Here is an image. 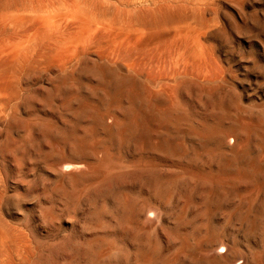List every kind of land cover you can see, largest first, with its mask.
<instances>
[{
    "label": "bare ground",
    "instance_id": "6f19581e",
    "mask_svg": "<svg viewBox=\"0 0 264 264\" xmlns=\"http://www.w3.org/2000/svg\"><path fill=\"white\" fill-rule=\"evenodd\" d=\"M197 1L198 0H0V96L2 94H5V93L7 94V92L11 88L15 87V85H13V84L21 76H23L22 78H24V76H25L24 74L28 73L30 70H32L35 67H36V69L39 67L44 72L46 69H48V71L49 70H51L53 72L56 71L55 72L56 73V75H55L56 81L54 82V84L56 82L58 84H57V87L54 88V90L56 88H59L62 90L61 92H63L64 100L60 98L61 100H63L62 102L61 101L60 102L63 103L61 105H63L64 107L63 108L61 107V108L64 110L66 107L67 109L70 108L69 110H71V112L68 110L70 113L67 112V114H66V115L70 114L68 116L69 118L67 116L63 117L64 116L63 112H62L63 110L61 111L62 112L61 115L63 117V120L65 121L67 118L68 119L65 122H67L69 120V122H68L69 130L68 131L71 132V134H72V131H74V134H75V133H77V132H75V130H77L79 128V126H81V127L83 126L81 128V130L80 129L78 130V132L80 131V133H81V137H78L79 136L78 133L76 134L77 138H73V137H71V135H68L67 134L68 131H66L68 128H66V130H63V134L65 131V132H67L66 133L67 135L61 134L60 137H58V136H57V138L55 137L56 139L59 138V140H57V141L60 143L61 146L59 145L58 142H56V143H58L57 146L58 145L60 146L59 149H61L65 146V148L68 149V151H69V152L67 151L68 154L59 153L58 156H55V155H57L56 152H54V155H53V152H51V150L49 152L51 155L55 156L54 157L55 163H54V161H53L54 164L51 163L52 166L50 167V170L48 172V178L50 177V179L53 182L59 183V184H57L56 188H59V187L62 188L63 185L60 186V183L65 182V183L76 185L82 180H86V179L88 180L91 178L90 173H89L90 171H88V168L85 169L81 165H79L75 162V161H82L85 158L84 156H87L86 154L88 153L87 151L89 150V148H87L86 149L87 151H86L84 149V145H86V146L87 145L89 146L90 144L91 145H97L98 147H102L103 149L106 147V145H119V146L124 147V149H126L125 147L127 145V148L129 146H131V147L133 146L134 149H136L138 151L147 150V152H148V150H150L151 154H152V151H154V154H155V152H157L158 154H162V155H166V156H172V155L176 154L179 150L187 149V151H188L187 152L188 153L187 158L188 159L187 160L185 159L186 162L184 164V166L187 167V169H188V170H186V174L188 175L187 177H190L191 179H194V180L196 179L198 181L197 182L198 185L203 186L204 190L202 189L203 191L201 190V192H199L200 190L198 191V189L197 190L195 189V192L193 193V188H194L193 185L190 184V186H189L187 184L188 191H186V189H185V191L187 193V196L185 195L186 196L185 202L189 203L190 200H192L191 199L192 195H194L196 193V191H197V193H200L197 195V197H199L201 194H203V192L205 193L204 195L199 197V201H196L197 203L199 202V205L197 203H196V205L194 204L195 208L197 210H195V209L193 210L194 207H192L191 204H190V206H188L190 208L192 207L193 211H196L197 219L199 216L203 217V221H202L203 223L200 220L197 221V222H200L198 224L199 226L205 225V227L203 229L206 228V224H204V220H206L207 217H209V214L211 213V216L214 215L213 212H216L214 210H217L218 208H222L224 205H226L225 200H227V197L231 193L229 195H227V194L222 195L223 190L222 191L220 190L218 192V188L221 185H222L221 188L223 186L225 188V184L223 183V180L225 178H228V176L232 177V179L235 178V179L242 181L243 184L240 182L242 185L245 184L244 182L248 183V186L250 185L253 188L252 190L248 189L250 193H251V191L253 193V190H254V193H255V191H258V192L263 193V195H264V130H263V132L261 131V128L263 127L262 125H264V123H262V125H260L261 127L258 128L259 119H258V121L255 122V120L252 121V119H249L248 117H242V115L240 114L242 112H240L239 113L240 115H238L237 111H235V110H240L241 107L238 105V103L235 99L236 95H234V98H233V97H231L230 93H229L230 95L228 94L229 95L228 96L227 93L223 94L221 91H219V92L214 91L215 86L213 87V85H214L213 83H215V81L221 80V77L224 78L223 75H226V74L220 73L222 75L221 76L219 74L220 69H222V67L219 68V66H220L219 64L214 65L215 68L218 67L217 69H213L214 68V66H213V68H211V69H213L214 71L210 70V67H212V66L211 65L209 66V64L213 60H216L215 57L218 55L213 57L214 58L213 60H212L211 56H214V54L217 53V51H216L217 49L216 50L214 49L215 51L210 50L211 52L214 51V54L211 56H207V54H206L207 51H205V50L208 49L209 47H211V45L214 43H211L210 41L207 42L210 44V46L205 49L201 45L203 43L206 45L207 43H205L204 41H203V43H201L202 42V40H201L200 41L201 45L199 44L200 45L199 46L198 45V43H199L198 42V36L199 35L197 36V34H196V32L200 30V29H197L199 27H197L196 28L197 31H195V29H193L195 26L192 23L190 24V26L192 25L191 28L188 27V24H185L186 22H188V20L195 19V18L191 17L192 14H193V16L195 15V17H197L196 13L199 14L198 13L199 12V9H198L199 5L195 4ZM202 12H204V10H202ZM200 14H202V13H200ZM189 16L191 17V19H189L190 18ZM200 16H202V15H200ZM29 17L34 18L33 20L35 21L33 24L34 25V29H33L34 31L31 29L33 31V32L31 31L32 34H30L31 32L29 31L30 32L29 35L24 36V38H22V40H20V41H17V42L7 41L6 40V37H8L7 35L9 34L10 31H13V29L9 30L10 25L12 24V25L16 26V25L21 24V23H23V25H24L25 22H28V23H25L26 24L25 26H27L28 24L30 25V22L33 23V21ZM243 19H245V18H243ZM27 20H31V21H27ZM196 20L197 19L193 20L194 23L197 22L196 26H200L198 23L203 22L200 17H199V21H196ZM203 20L205 21L204 18H203ZM209 21H212V20H209ZM184 24H185V27H184ZM204 24L201 26H204ZM23 25H22V28H23ZM29 25H28V27H29ZM133 25H135V26L139 25L137 27H140L144 31V32H142V30H140L138 28L140 30L141 35H142V33H145V34L140 36L139 30ZM236 25L237 24H235V26ZM131 26L136 29V30H134V32H132L133 34L128 33L129 31L128 32L125 31L126 28H129ZM262 26H264V24ZM31 27H32V25H31ZM205 27H207V25L202 27V29L204 30ZM14 28L16 30L17 26ZM134 28H132V29H134ZM235 29H236V27H235ZM15 30H14V32H15ZM203 30L199 31L200 35L204 34V32L201 33V31H203ZM18 31H19V29H18ZM18 31H17V33L19 35L18 37H20L21 33ZM14 32H12V33L15 34ZM130 32H131V30H130ZM136 32H138L137 33L138 35H136ZM218 32L215 33V35L216 34L219 35ZM12 33H11V35H13ZM26 34H28V32L25 33V35ZM222 34H220L219 36H221ZM12 37H15V36H12ZM202 38H203V36H202ZM220 38H222V37H220ZM10 39H11V37H10ZM199 39H200V36H199ZM15 40H16V38H15ZM221 40H224V38ZM88 41L90 43H89V46L86 45L87 49L90 48V49H93V51H94V46H97V48H98V46L99 47L100 46L106 47V45H107V48H109V47L111 48L113 46L116 47L117 44L118 45H117L116 49L115 48H113V49L109 48V50L114 51V53H108L109 57H108L107 51H105L106 53H104V51H103V53H104L103 56L107 54L106 56L108 58L107 57L105 58V56L103 57L102 55L100 56L97 53V48H95L96 51H94V53L91 54L92 56H94V59H91L93 57H91L90 54L86 53L87 49L85 51L83 50L84 48H86L85 43L88 44ZM92 44H93V46H92ZM201 47L204 48L205 50H203ZM101 48H98V49L100 50ZM107 48H106V50H107ZM84 52L87 54V56H90V58L86 57V59L84 61L82 60L83 62L81 61L82 62L81 64H77L75 66L72 65L73 63L70 64L73 67L70 68V66H69L70 70L65 72V65L69 62V59L70 60H71V58L73 60L77 59L76 57L73 58L71 56L74 54L79 55V54H82ZM89 53H91V52H89ZM110 54H112V55L114 54L113 55L114 57L116 55L117 59H113L114 57L111 58L112 55H110ZM177 54L179 55V57H176ZM208 55H210V54L208 53ZM174 56H175V59L177 58L176 62L174 60L175 65H176L175 70L177 71V73L179 72L182 75V77L184 78V79L182 78L183 82L181 81V82H178L176 84H174L172 81L175 77L173 79L169 80L171 78V76L173 75V73L176 72L175 70H173L172 67H171V69L173 71L172 70L169 71L170 77H167L168 76V75H166L167 72L164 73L165 70L168 71V68L171 65L174 67V65H173L174 63L171 62L172 59L174 58ZM131 58H132V60H131ZM216 58H219V57H216ZM79 59H81V58H79ZM77 62H79V60ZM74 64H76V63L74 62ZM42 68H46V69H42ZM160 68H162V69L164 68V70H162ZM66 69H68L67 65H66ZM150 69H152V70H150ZM155 69H157V76L159 75L158 80L162 79V77H163L162 75H164V78L166 80L168 79L169 81H172L171 82V83H173L172 86H168V85H170L169 82L167 85L166 84L167 82L164 81V79H163V81L166 82L165 87L163 84V86L161 85L162 87L159 86V89H156L157 87L154 86L153 84H155L157 82H161L162 80L158 81L156 79L157 82H155V83L153 82L155 80L153 77L157 78ZM158 69H160V70H158ZM119 70H121V72L123 71L124 74L123 75L119 74ZM129 70H132V73L137 75V77L139 75L143 74L144 71L146 72V74H149L154 70L153 73L155 74V76H154V74L151 76H148L149 83L154 79L152 81L153 88L150 87L151 85L148 86V88L150 87L151 89H155V90L151 91L150 89H147L146 84H145L146 86L145 85L141 86L143 84L139 85L137 83V80L141 79L140 77H142V75L139 77V79L138 78L136 79L135 76L132 75V73H130ZM215 70H217V71L219 70L218 72L216 71V73H218V74H215ZM223 70H224V68H223ZM40 71L38 70V72H40ZM158 71H160V72H158ZM46 72H47V70H46ZM171 72H172V75H171ZM55 73H53V74H55ZM161 73H162V75H161ZM177 73H175V74L178 75L179 73L178 74ZM35 74H37V73L34 72L32 75L34 76ZM146 74L144 77H147ZM165 75H166V77H165ZM149 77H152L151 81H150L151 78H149ZM190 78L193 80H191ZM177 79H178V77H177ZM186 79H190L192 82L194 81V79H197L199 81V82L194 81V82H196L195 85L196 84L198 85V83H199V87H197V88H195L194 82L192 84V86H194L193 90H194V88H195V90L197 89V91H199L197 94L198 95L201 94L200 98L202 96L203 102L201 101V99L199 97L197 99L196 93H195V97H196L195 99H197V101L199 100L198 102H200V101L202 102L200 104L199 103L197 104V105H200V108H201L200 109L201 111L198 113H196V111L195 112L194 111L189 112L191 110V109L189 110V107L187 108L188 112L181 110L182 108L181 109L178 108V102H179V100H178L179 96L178 95L180 94V92L186 91V93L188 92L187 94H189V93H191V95L193 94V91L189 88V86H191L190 85L191 83L189 84L188 82L187 83L184 82V80L186 81ZM20 80H22V79H19V81ZM24 80H23V82L26 81V80L25 81ZM141 80H143V78ZM146 80H147V78H146ZM224 80H225V78H224ZM226 80H228V77ZM236 80H238V79H236ZM19 81H17V82L21 83L19 85L22 86V84H23L22 81L21 82H19ZM47 81H48V79L46 80V82ZM49 81L51 83V80H49ZM144 82H145V80H144ZM139 83H140V81H139ZM219 83H220V81H219ZM224 83H225V81H224ZM19 85H18V87H20ZM229 85H231V84L229 83ZM47 86H45V87L47 88ZM220 87L221 86H219V89H220ZM198 88H200V90ZM216 89H218V88H216ZM233 89L234 88H232L231 91ZM11 90L17 91V92L15 91L16 93L13 91L12 92L9 91L11 93V95L15 93L14 96H16L19 93L18 90H20V88L18 90L17 89H11ZM46 90H45V92H46ZM221 90H224V89H221ZM2 91H4L5 93H2ZM236 91L237 90L235 89V92ZM51 92L52 91H50V95L53 94V93L51 94ZM61 92H59V93H61ZM226 92H228V91L226 90ZM9 94H7V97ZM43 94H44V92H43ZM236 94H238V93L236 92ZM181 96H182V94H181ZM240 96L238 95V97H240ZM57 97H59V96H57ZM184 97H186V96H183V98ZM46 98H44V99L46 100ZM50 98H52V96H50ZM50 98H49V101H50ZM190 98H189V100H190ZM39 99H40V97H39ZM52 99H54V98H52ZM240 99L237 98L238 101ZM3 100H5V99H3ZM8 100L9 99H7L6 101H8ZM27 100H29V99H27ZM184 100H187V99H184ZM193 100L194 99H192V101ZM23 102L25 104L26 101H23ZM30 102L27 101V104L29 103V105H31ZM39 102H38V104H40ZM51 103H53V102L51 101ZM184 103H186V102H184ZM189 103H190V101H188L187 105ZM176 104H177V107H176ZM180 105H182V103ZM180 105H179V107H181ZM183 105H185V104H183ZM197 105H195V106H197ZM256 105L254 106V109H255ZM47 106H45V107H47ZM191 106H193V105H191ZM246 106L251 107V105L250 106L246 105ZM32 107H33V105H32ZM185 107H186V105H185ZM52 109H54V108L52 107ZM67 109H66V111H67ZM193 109H195V108H193ZM196 109H197V107H196ZM241 109L243 110V112H245L244 115H246L248 112L250 113V111H251V110H248V108L244 109L242 107ZM258 109H259V107H258ZM255 110L257 111V108ZM53 111H56V110H53ZM197 111H198V109H197ZM233 111H235V112H233ZM258 112H260L261 114L264 115V108L263 109L260 108V110ZM57 113L60 114V112H57ZM257 113H256V115H257ZM251 114L253 115L252 111H251ZM247 115H249V114H247ZM252 115H249V117ZM263 115H262V118L264 117ZM14 119H16V118L14 117ZM62 124H63V122H62ZM21 125H20V127H21ZM27 125L28 124H25L23 126L27 127ZM66 125L61 127V129L64 128ZM42 126H43V124H42ZM32 128H34V127H32ZM70 129H71V131H70ZM47 130H49V129L47 128ZM59 130H57V132ZM100 130L102 131L101 134H103V136H102L103 138L102 139L99 138V136L101 135L99 132V133H97V135L99 134L97 137V138H99V140H94V142L89 143V141H93V140H90L91 136L92 135L95 136L96 132L100 131ZM44 131H45V129L43 130V134H44ZM43 134H41V135L44 136L46 133L44 135ZM53 135H55V134H52V136ZM56 135H60V134L56 133ZM76 135H73V136L76 137ZM48 136H49V134H48ZM47 138L49 139V137H47ZM45 141H49V140L46 139ZM50 143H51V141H50ZM24 146H21V149ZM89 147H91V146H89ZM94 147L93 148L91 147V148L94 149ZM63 149H61V152ZM124 149H123V151H124ZM17 150H18V148H17ZM84 150L87 152V153L85 152V155H84ZM94 150H96V149H94ZM98 150H100V149H98ZM120 150L121 149L119 148V151ZM109 151H110V148H109ZM119 151H117V152H119ZM128 151L131 152L130 149ZM138 151H137V153H139ZM67 152L65 151V153H67ZM89 152H90V150H89ZM91 152H92V150H91ZM106 152L108 153L107 150H106ZM124 152H127V151H124ZM134 152H135V150H134ZM97 153H96V155H97ZM103 153H105V152L103 151ZM184 153H185V151L182 152V154H184ZM93 154L95 155V153L92 152L91 156ZM109 154H111V153H109ZM178 154H176V155H178ZM182 154L180 153L179 156L182 157L183 156ZM111 155H113V154H111ZM135 155H136V152H135ZM138 155H140V154H138ZM138 155H137V157H138ZM144 155H146V154H144ZM27 156H28V154H27ZM89 156H90V154H89ZM45 157L47 158L48 156L45 155ZM141 157L142 156H140V158ZM41 158L43 159V156ZM144 158H145V156H144ZM149 158L150 157H148V159ZM102 159H104L103 156H102L101 160ZM166 159H168V158L166 157ZM171 159H172V157H171ZM47 160H49V159L47 158ZM51 160H53V159H51ZM105 160H107V159H105ZM43 161L46 163L45 160H43ZM88 161H89V159H88ZM99 161L97 160L95 163H97ZM127 161H129V160H126V162ZM150 161H152V159ZM126 162H122V163H126ZM141 162L142 161H140V164H141ZM99 163H101V162H99ZM102 163H103V161H102ZM105 163L106 162H104V164ZM120 163H121V161H120ZM146 163H147V161L145 162V164ZM82 164H83V162H82ZM86 164L91 165V163H86ZM104 164L102 166H104ZM151 164H152V162H151ZM49 165H50V163H49ZM100 165H97L96 167L92 166L95 169L94 172H96L97 169L99 170L101 168V167H99ZM141 165H143V164H141ZM146 165H145V168L143 167L144 165L142 166L143 169H147ZM88 166L89 165H87V167ZM148 166H150V165H148ZM47 167H49V166H47ZM102 168H103V170L107 169V171H108V166L105 169H104V167H102ZM151 168H153V166H151ZM149 170L150 171H148V169L144 170V171H146V173H147V171L151 172V169H149ZM107 171H106V174H107ZM153 171H156L155 172L156 178L151 176L152 175L151 174L152 172H151V173H149L151 175L148 174L149 176H151L150 179L148 176L149 180L148 181L146 180V183H145L144 182L145 178H147V177H145L143 182L146 184L147 187H149L152 190V192H154L159 197L164 198V196H167L166 193H168V188H169L168 186L169 185H166V183H164V182H166L165 179H164L165 181L164 180H162V181L158 180L160 178V176H158L159 178L157 177V174H158L157 170L153 169ZM179 171H181V170H179ZM141 172H142V170H140V173ZM142 173H145V172H142ZM102 174H103V172H102ZM111 174H113V172H111ZM162 174L163 173H161L160 175H162ZM164 174L166 175L167 173H164ZM169 174L171 175V173H168V175ZM120 175H121V173H120ZM97 176H98V173H97ZM95 177H96V175H95ZM101 177H103V179H104V175ZM142 177H143V174H142ZM179 177H181V175H179ZM105 178H107V177H105ZM171 178H168V180ZM183 178H185V177H183ZM113 179H114V177L112 179H110V181ZM118 179L121 181L120 178H118ZM122 179H124V178L122 177ZM133 179H134V177H133ZM235 179H234V181L232 180V183L238 181V180L235 181ZM87 180L84 183L88 184ZM100 180H102V179H100ZM91 182H93V181H91ZM99 182H103V181H99ZM104 182H106V181L104 180ZM181 182L184 183V181H182V180H181ZM95 183H96V181L93 182V184H95ZM106 183H108V181ZM193 183H194V185H196L195 182H193ZM50 184H51V182H50ZM52 184L54 185V183H52ZM89 184H90V181H89ZM167 184H170V183L168 182ZM241 184L238 185V183L236 182V188H237L236 190L237 191L235 194H237L241 190L238 187V186L242 187ZM53 185H51L52 188H53ZM180 185H182V184L180 183ZM232 185L233 184H231V186ZM187 186H186V188H187ZM227 186L231 187L230 183ZM183 187L185 188V186H183ZM183 187H182V189H183ZM195 187L199 188V186L198 187L195 186ZM244 187H245V185H244ZM0 188H2V187H0ZM52 188L50 187V190ZM63 188H65V187H63ZM233 188H235V186H233ZM65 189H67V188H65ZM174 189H176V187ZM50 190H49V192H50ZM127 190H128V188H126V191ZM232 190H234V189H232ZM71 192H73V191H71ZM87 192L90 194L89 189ZM91 192H93V191H91ZM220 192H221V194H218ZM232 192L234 193V191H232ZM249 192L245 194L247 196V198L252 194V193L250 194ZM55 193H56V191H55ZM55 193H54V195H55ZM224 193H226V190ZM109 194L113 195L114 198L110 202L107 201L106 202L107 206H105V205H103L102 198L104 199V197L109 195ZM183 194H185V193H183ZM240 194H242V193H240ZM256 194H260V193L256 192ZM4 195L5 194H3V198H4ZM47 195L48 194H46V196ZM98 195L100 197H102L101 198L102 204L101 205L94 204V202H92V201H94L93 198L90 197L92 200L90 198L89 199L91 200V202L94 205L91 207V211L89 214L91 215L92 218L99 217V215L106 210L105 208H107L108 211L106 210V212H107V214H111L110 216L112 218L111 221H112V224L114 226L113 227L114 231L117 230V232L118 231L122 232L123 238H125L126 240H129L127 242L132 243V244L128 243V245L130 244L129 246L133 247L132 248L133 249V255L137 258L139 264H264V254L262 253L264 251L263 247H262L263 249L260 247L262 249L261 252H258L259 251V249H258V251H257L258 255H255V251H254V253H252L251 251L234 250L230 244V241H229L230 238L225 236L227 233L225 235H220V233L212 232L207 237L199 239V241L194 242V244L186 243L183 239H181L182 236L185 237L184 236L185 233H182L183 235L182 236L180 235L181 237L179 238L178 237L179 233H177L178 231L176 232V230L180 229V228H178V229H176V228L178 226H180L181 223H183V220H182L183 218H179L178 220H176L177 222H175V226L174 227L172 226V229L170 230V233H169V235L170 234L173 235L172 237L176 241V242L175 241L174 242L176 243V245H178V246H175L176 250L178 247V251L176 252V250H175L174 254L171 252L173 254V256L171 258H169V259L164 258V256H166V255L161 256L160 252H162V250H160L159 253H158L159 250H157V249H161V248H159V247L156 248L155 245H153L151 243V241L149 240V237H146L144 231L141 230V232H140V230H139L140 229L139 226H141V225L152 226V222H151L152 220L151 221L146 220L147 217H144V214L148 210H151V209L153 210V207H152L153 205L151 206L150 204H137L128 194H124V193L119 192L117 190V187H113V189H110V188H106L103 186L101 189H99ZM79 196L80 195H78V197ZM180 196L182 198L183 195L181 194ZM194 196H196V195H194ZM238 196H239V194L237 195V197L236 196H234V197L238 198ZM241 196L239 198H241ZM74 197H75V195H74ZM78 197H76V198H78ZM168 197L167 198L169 201L171 199H173L172 198L173 195H172L171 199H170V196H168ZM174 197H177V194H176V196L174 195ZM234 197H232V198H234ZM257 197L258 196H256V198ZM1 198H2V196H1ZM1 198H0V200H1ZM232 198L229 200L232 201ZM250 198H251V196H250ZM9 199L11 200L10 196H9ZM134 199H138V198H134ZM182 199H184V198H182ZM244 199H238L237 201L234 200V202L232 201L233 204L230 202L231 203L230 209H232V213H230L231 214V218H230L231 220L228 221L229 218L227 219V221H228L227 226L230 227L233 231L242 234L243 237H246V238L253 237V236L255 237V235L257 236L258 233L260 234V232L263 231V229H264L263 228L264 227V225H263V223H264V202L260 203L261 202L260 201L258 205H252V204H249L246 201H244ZM13 200L14 199L12 198V201ZM15 200L17 201V199H15ZM84 200H85V198H84ZM253 200L255 201L256 199L253 198ZM259 200H260V198H259ZM68 201L66 200V204ZM172 201H170V203ZM178 201L180 202L179 198H178ZM228 201H227V203L229 204ZM248 201L251 202V200H248ZM1 202H2V200L0 201V206L2 204ZM191 202L193 204V201H191ZM17 203H18V201H17ZM163 203H166V202L164 201ZM254 203H257V201ZM7 204H9V203H7ZM88 204L90 205V202ZM171 205H172V203H171ZM186 205H188V204H186ZM6 206L7 205H5V207ZM104 206H105V208H103ZM67 207H69V206L67 205ZM177 207H179V205H177ZM190 208H189V210H191ZM225 208L227 209V207H225ZM3 209H4V207H3ZM181 209L182 208L180 207V210ZM178 212H181V211H178ZM223 212H225V211H222V213ZM47 213H49V212H47ZM184 213L186 216V212H184ZM146 214H147V212H146ZM226 214H227L226 217H228L229 213L227 212ZM226 214L223 213L224 218H225ZM0 216H1L0 220H2L3 217L1 214H0ZM103 216H105V215L103 214ZM103 216H102V218H104ZM102 218L100 217V220H102ZM221 218L223 221V217H221ZM50 219L52 220L51 217H50ZM184 219H186V218H184ZM95 220H97V219H94V221L93 220H89V221L95 222ZM187 221L188 220H186V222ZM195 221H196V219H195ZM225 221L226 220L224 219L223 222L225 223ZM187 223L189 224V222H187ZM184 224L185 223H183V225ZM183 225H181V226H183ZM189 225H187V226L190 228L191 223ZM192 226H193V224H192ZM203 226H201L200 228H202ZM142 227L143 226H141V228ZM197 227L198 226L196 224V227H194V228L197 229ZM221 227L224 229L225 225L221 226ZM1 228H3V227H1ZM143 228H145V227H143ZM200 228H198V229H200ZM195 229H193V230H195ZM207 229H209V228H207ZM207 229H205V230L208 231ZM6 230H7V228H6ZM183 230H185V229H183ZM193 230H191V232ZM202 230L200 229V231H202ZM218 230L220 232L222 231L220 229H217V231ZM196 231L200 232L198 230H195V232ZM175 233L178 234V236H176ZM204 233L207 234L209 232H204ZM153 234H154V232H153ZM198 234L197 233L194 234L196 236H192L193 237L192 239H194L195 237H198L197 236ZM259 234H258V237H259ZM149 235H151V233ZM171 235H170V237H171ZM200 235H201L200 237L203 236L202 233ZM189 236H191V235H189ZM229 236H230V234H229ZM10 237L11 236L9 235L8 230L5 232H2L0 230V248L2 247V250L0 252H4L3 249H5V251L7 250L6 252H8L9 250L7 249V247H5V245L7 246V243L9 244L10 241H12L14 239H15L14 242H16V244H13L14 242H11V243L13 245H16V246H14L15 249L18 247V245H20V244H18V242L20 243V240H19L20 237L19 236H18L19 237L18 242L16 240L17 238H15V237L10 238ZM22 237H25V236H22ZM172 237H171L170 241H173ZM263 237L264 236H261V238H262L261 242L264 241ZM155 239L158 240L156 237H155ZM154 240H152V241H154ZM257 240L258 239L256 237V241ZM24 241H25V239H24ZM97 241H95L96 246H97ZM253 241H255V240H253ZM188 242H193V241H188ZM258 242H260V241H258ZM26 243H28V240ZM125 243H126V241H125ZM21 244L23 245L22 240H21ZM22 245H20L19 247L24 248V245L23 246ZM99 245H102V241H101V243H98V246ZM170 245L171 246H169V247H174V245H172V244H170ZM258 245H259V243H258ZM27 246H29V245H27ZM9 247H10V245H8V248ZM106 247L107 246H105L103 248L105 249ZM86 248H87V246H86ZM92 248H94V247L92 246ZM92 248H90V249H92ZM24 249H23V251H24ZM104 249H99V251L97 249H94L95 253H92L91 250L90 251L85 250L86 252H83V251L80 252L79 251L81 253L80 255H83L81 257L82 262H80V263L84 262L85 264H89V263L95 262L97 258L99 259L98 261H101L100 259L104 258V259H106V261L108 260L110 262V264L111 263L116 264V262L119 260V258H121L120 257L121 254L116 253L115 250H109V251L103 253L101 250H104ZM26 250H27V248H26ZM19 251L23 252L22 249H20ZM19 251H18V254H19ZM127 251H128V256H130V258H131L132 253L130 252V250L128 248H127ZM21 252H20L19 256L17 255V253H15V254L18 257H21ZM28 253L25 252V254L27 255V256H25V255H23L24 254V252H23L22 255L24 256V258L27 259ZM260 253H262V254H260ZM2 254L3 253H1V255H0V260H2V258L4 257V256H2ZM172 254H169V255H172ZM30 255H29V257H30ZM17 256L15 258L18 259ZM5 257H8V256L6 255ZM166 257H168V255ZM5 259H6V261H8L7 258H5ZM123 259H124V257H123ZM0 264H2V263H0ZM9 264H12V263H9ZM74 264H76V262Z\"/></svg>",
    "mask_w": 264,
    "mask_h": 264
},
{
    "label": "rangeland",
    "instance_id": "374dc122",
    "mask_svg": "<svg viewBox=\"0 0 264 264\" xmlns=\"http://www.w3.org/2000/svg\"><path fill=\"white\" fill-rule=\"evenodd\" d=\"M195 4L199 5V7L197 6L198 9H199V12H198L199 14L196 13L197 17H195V15L193 16V14H192L191 17L197 19L196 21H199V17H200L203 22L198 23L200 26H196L197 22L195 21L196 23H194V21H193L195 19H191V17L189 16L190 17L189 19H191V20H188V22H186L185 24H188V27L191 28L192 25L190 26V24L192 23L195 26V27L193 26L194 27L193 29H195V31H197L196 30L197 27H199L197 29L203 30L202 27L207 25V27H205V29H204L205 31L204 30L201 31V33L204 32V34L206 35L205 36L204 34H201L203 36V38H202V36L199 33L200 30L196 32L197 36L198 35L200 36V39H199V36H198V42H199L198 45L200 44L201 40H202L201 43H203V41L205 43H207L209 41L211 43H214V44L211 45V47H209L210 46L209 43H207L208 45L206 44L207 46L204 43L203 44L205 46L203 44L202 45L200 44V45L203 46L205 49L207 47H209L206 50L201 47L203 50L207 51L210 54V55H208V53L206 52L207 56L213 55L214 51L217 49L216 50L217 53H215L214 56H211V58L213 60L214 59L213 57H215L216 55H218L216 57H219V58L215 57L216 60H213L214 62L211 60L212 64L210 63L209 66L211 65L212 67H210V70L217 69L218 67L216 66L217 68H215L214 65H218L219 64L220 65L219 68L222 67V69H220L219 74L222 73V74H226L227 75V76L223 75L225 80H224V78L221 77V80L215 81V83H213L214 84L213 87L215 86L214 87L215 88L214 91H217V92L221 91L223 94L227 93V95L230 93L231 97H233V98H234V95H236L235 99H236L238 105L241 108L243 107L244 109L248 108V110H251L253 112V115L251 114V111H250V113L249 112L247 113L249 115H252V116L249 117V115H247V114L244 115L245 112H243V110L240 108V110H235V111H237V114L238 115L241 114L242 117H248L249 119H252V121L255 120V122L258 121V119H259L258 128L261 127L260 125H262V123H264L263 122L264 121V117L262 118L263 114H261L258 111L260 110V108H262V109L264 108V102H263L264 101V34H263L264 33V30H263L264 26H262L264 24V0H198ZM202 10H204V12H202ZM200 13H202V14H200ZM200 15H202V16H200ZM29 18H31V17H29ZM203 18L205 19V21L203 20ZM243 18H245V19H243ZM31 19H32L33 23L30 22V25L28 24L29 27H28V25L25 26L26 25L25 23H28V22H25L24 25H23V23L16 25L17 29L15 30L14 27H16V26L11 24L10 27H9V30L13 29V31L9 32V34L7 35L8 37H6V40L10 41V42L11 41L17 42V41L22 40V38H24V36H28L29 33L34 29V25L33 24H34L35 21L33 20L34 18H31ZM209 20H212V21H209ZM27 21H31V20H27ZM202 23L203 24L205 23L204 26H201V25H203ZM185 24H184V27H185ZM235 24H237V25L235 26ZM22 25H23V28H22ZM31 25H32V27H31ZM135 25H133V26H135ZM137 26H139V25H137ZM137 26H135L137 29L139 28L140 30H142V32H144L143 29H141L140 27H137ZM235 27H236V29H235ZM132 28H134V27L131 26L129 28H126L125 31H127V32L129 31L128 33L133 34L132 32H134V30H136V29L135 28L132 29ZM18 29H19V31H18ZM14 30H15V32H14ZM130 30H131V32H130ZM140 30H139V35L140 36L144 35L145 33H142V35H141ZM17 31L21 33V34L19 33L20 37H18L19 35H18ZM26 31L28 32V34L25 35V33H27ZM12 32H14L15 34H13ZM32 32L30 34H32ZM217 32L219 33V35L222 34V33L223 34L221 36H219L218 34L215 35V33H217ZM11 33L13 35H11ZM137 33L138 32H136V35H138ZM12 36H15V37H12ZM10 37H11V39H10ZM220 37H222V38H220ZM15 38H16V40H15ZM223 38H224V40H221ZM89 43H90L89 41H88V44L85 43V46L86 45L89 46ZM117 45H116V47L112 45L113 47H111V48L112 49L113 48L116 49ZM92 46H93V44H92ZM95 48H97V46H94V51H96ZM98 48H101V49L99 50ZM98 48H97V53L100 56L101 55L103 56V54L106 53L105 51H107V54L108 53H114L113 50L112 51L109 50L110 47L107 48V45H106V47L105 46L104 47L103 46H100V47L98 46ZM106 48H107V50H106ZM86 49H87V46L83 50L85 51ZM91 50L93 51V49L88 48L87 49L88 52L86 51V53L90 54V56L93 57L91 59H94V56L91 55V54L94 53V51L92 52ZM210 50H214V51L211 52ZM103 51H104V53H103ZM89 52H91V53H89ZM86 53L84 52V53L79 54V55L74 54L75 56L72 55L71 57H73V58L76 57L77 59L73 60L70 57L71 58V60L69 59L70 63L68 62L66 64L68 69H66V65H65V72L70 70V68H72L73 66H75L77 64H81L86 59V57L90 58V56H87ZM106 55H104L105 58L107 57ZM110 55H112V54H110ZM113 55L111 56V58L114 57ZM175 56H174V58L171 61L172 63H174L173 64L174 67L171 65L168 68V71H166V70L164 71V73L167 72V74H166V75H168L167 77H170L169 76V73H170L169 71L172 70L171 67L173 68V70H175V67H176L175 62L177 61V58L175 59ZM108 57H109V54H108ZM115 57H116V55H115ZM115 57L113 59H117V57L116 58ZM176 57H179V55L177 54ZM79 58H81V59H79ZM78 60H79L80 63L77 62ZM131 60H132V58H131ZM174 60H175V62H174ZM74 62L76 64H74ZM70 64H72L73 66L70 65ZM69 66H70V68H69ZM213 66H214V68H213ZM211 68H213V69H211ZM223 68H224V70H223ZM42 69H46V68H42ZM160 69H162V68H160ZM160 69H158V70H160ZM38 70L40 71L41 69L39 67L36 69V67H35V68H33L32 70L29 71L30 73L28 72V73L24 74L25 75L24 78H22L23 76H21L19 79H22V80L19 81V79H18L17 81H19V82L22 81V83H23L22 86L19 85L21 83H18L17 81L13 84V85H15V87H13L11 89H17L18 90L20 88V90H18L19 93L16 96H14V95H15V93L17 91L16 90L13 91L11 89L9 91H11V92L12 91L13 92L16 91V92L11 95V93L8 91L7 94H9V93L10 94L7 97V94L4 91H2V93H5V94L1 93L3 96L2 95L0 96V100H1L0 101V187H2V188H0V198L2 196V198H1V200H2L1 206L2 207L0 206V214L3 217V219L0 220L2 222V223L0 222V230L2 232H5V231L8 230L9 235L11 237L17 238L16 239L17 242L20 240V243L18 242V244H20V245H22L21 244V240H22V243H23L24 248H25L24 249L22 247H19L20 245L17 244L18 247L15 249L14 246H16V245H13V244H16V242H14L15 239L10 241L9 244L7 243V246L5 245V247H7V249L9 251L6 252L7 250L5 251V249H3L4 252H0V255H1V253H3L2 256H4L3 258L1 257L2 260H0V263H2V264H9V263H12V264H74L76 262V264H78V263L79 264H85L84 262L80 263V262H82V258L81 257L83 256V255H80L81 254L80 252H82V251L86 252L87 250L88 251L91 250L92 253H95L94 249H97L99 251V249H104L103 247L107 246L104 250H101L103 253L107 252L109 250H115L116 253H119V254L122 255V256L120 255V257L122 259L119 258V260L116 262V264H139L137 258L133 255V249H132L133 247L129 246L132 243L127 242L129 240H126L125 238H123L122 232H119V231L117 232V230L114 231V228H113L114 226H113L112 221H111L112 218L110 216L111 214H107V212H106L107 208H105V206H107L106 202L107 201H109V202L112 201L114 197L111 194L105 196L104 199L102 197H100L98 195V191L103 186L106 187V188H110V189H113V187H117V190L119 192L124 193V194H128L137 204H150L151 206L153 205L152 206L153 210L152 209L148 210V211H146L147 214H146V212L144 214V217H147L146 220H150V221L152 220L151 221L152 222V226L141 225V226H143L145 228H143V227L141 228V226H139L140 227L139 230H140V232H141V230L144 231L146 237H149V240L151 241V243L153 245H155L156 248H158V247L161 248V249H157V250H159L158 253L160 252V250H162L163 253L160 252L161 256L162 255L163 256L164 255H166V256L168 255V257L164 256V258H167V259L171 258L173 256V254L175 253V250H176L175 246H178V245H176V243H175L176 241L174 240V238L172 237L173 235H171V234L170 235L173 238V241H170L171 237H170L169 233H170V230L172 229V226L173 227L175 226V222H177L176 220H178L179 218H183L182 220H183V223H185V224L183 225V223H181L180 226H178L176 228V229L180 228L179 230H176V232L178 231L177 233H179V236H178V234H176V233L175 234H176V236H178L180 238L183 235L182 233H185V235H184L185 237L182 236L181 239H183L186 243L194 244V242L199 241V239L207 237L212 232L220 233V235H225L227 233L225 236L230 238L229 241H230V244H231V246L233 247L234 250H237V251L238 250L239 251L240 250L241 251L242 250L243 251H251L252 253H254V251H255V255H258V252H261V250L264 248V241L261 242V239H262L261 236H264V229H263V231L260 232V234L258 233L259 237H258V234H257V236L255 235V237L254 236L253 237H248L249 238L248 239L246 237H243L242 234H240L238 232H235L230 227H228L227 226V222L229 220H231L230 219L231 218V214L230 213H232V209H230V204L231 203L233 204L234 200L237 201L238 199H244L245 198L244 201H246L247 203L252 204V205H258L260 201H261L260 203L264 202L263 193L258 192V191H255V193H254V190H253V193L251 191V193H252L251 194L249 192V190H252L253 188L250 185L248 186V183L243 181L245 183L244 184L245 187H244V185H242L243 184L242 181L234 178L235 181L236 180L239 181V182L236 181L238 183V185H240L242 183L241 185L243 187L242 188L241 186H238L239 189H241V190L237 194H235L236 191H237L236 190L237 189L236 188V182L232 183V180L234 181V179H232V177L228 176V178H225L223 180V183L225 184V188H224V186L221 188L222 185L218 188V192L220 190L221 191L223 190L225 192V190H226V193H224L222 191V195H224V194L229 195L231 193L228 196L229 198L227 197V200H225V202H226L225 204L227 206L226 205L223 206L224 208L227 207V209L226 208L224 209L222 207L224 210L222 208H218L219 210L218 209L214 210L216 212H213L214 213V215H212L213 217L211 216V213L209 214V217H207L208 220L207 219L204 220V224H206V228L205 229L209 228V229H207L208 231H206L205 229H203L205 227V225L204 226L203 225L199 226L198 224L200 222H197L199 220L202 222L203 221V217L199 216L198 219H197L196 211H193L194 209L197 210L195 208V205L197 203L196 201H199V197L204 195L205 193L203 192V194H201L199 197H197V195L200 194V193H197V191H196V193L194 194L196 196L192 195V198H191L192 200H190L189 203L185 202L186 201V196H187L186 191H188L187 184L189 186H190V184L193 185V187H194V188L192 187L193 188V193L195 192V189L196 190L198 189V191L200 190L199 192H201L202 189L204 190L203 186L198 185V183H197L198 181L196 179L194 180V179H191L190 177H187L188 175L186 174V170H188V169H187V167L184 166V164L186 162L185 159L186 160L188 159L187 158V156H188L187 149L179 150L176 153V154L179 153L178 155L174 154L172 156H166V155L158 154L157 152H155V154H156L155 155L154 151H152V154H151L150 150H148V152H147V150H143V151L141 150L142 151L141 152V151H138V150L134 149L133 146L131 147L129 145L128 146L130 148L129 147L127 148V145H126V147H125L126 149H124V147L119 146V145H106V147L104 149L102 147H98L97 145H91V144L89 145L92 148L95 146L94 149H96V150L92 149L88 145L87 146L84 145V149L85 150L87 148H89L90 152L92 150V152L95 153V155L93 154L91 156L92 152L90 153L89 150L88 151L86 150L88 152L87 153L84 150V155H85V152H86L87 156H84L85 158L82 161H75V162L77 164L81 165L85 169L88 168V171H90L89 173H90V177H91L90 179H88L90 181V184H89V181L86 179L88 184L84 183V182H86V180H82L76 185L64 182V183H60V186L63 185L62 188L61 187L56 188L57 184H59V183L53 182L50 179V177L48 178V172L50 170V167L52 166L51 163H53V161L55 163V158H54L55 156H58L59 153L68 154V152H69L68 149L65 148V146L63 147L64 149L61 148V149H63L62 152H61V149H59V147L61 145L57 141V140H59V138L58 139H56V138H57V136L60 137L61 134H63V130H66V128L69 127L68 126L69 120L67 122H65V121L69 118L68 116L70 115L69 113L71 112V110H69L70 108L67 109L66 107H65L64 110L62 109L64 107L63 105H61V104H63L61 102L64 100L63 92H61L62 90L59 89V88H56L54 90V88L57 87V84H58L57 82L54 84V82L56 81V79H55V75H56L55 72L56 71L53 72L51 70L48 71V69H46L47 72L45 70V72H46L45 73L43 70H41L40 72H38ZM150 70H152V69H150ZM155 70H156L155 72H156V77L157 78L152 76L155 79V80L153 79L154 80L153 81L152 77H149V78H151L150 81L152 80L154 83L157 82L158 77H159V75L157 76V69H155ZM162 70H164V68ZM129 71H130V73H132V70H129ZM153 71L151 73H149V74H146L145 71H144V73L142 72L143 73V74H141L142 77H140L141 75H139L137 77V75H135L133 73H132V75H134L136 79L137 78L139 79V77L141 79L143 78V80H141V79L137 80V83L139 85L143 84L141 86H144L146 84L147 85V86L145 85L146 88L150 89L151 91H153L155 89H151V88H153L152 81L150 82L151 83L150 84L149 80H148V76H151V75L154 74ZM216 71L217 70H215V74H218V73H216ZM34 72L37 73V74H35L33 76L32 74ZM158 72H160V71H158ZM53 73H55V74H53ZM162 73H161V75H162ZM175 73H177V71L174 72L173 75H172V72H171L172 76L169 79V80H171V79H173L175 77L172 80L174 84H176L178 82H181L184 79L179 72H178L179 74L177 73L178 75H176ZM119 74L123 75L124 72L123 71L121 72V70H119ZM145 74L147 75V77H144ZM166 75H165V77H166ZM154 76H155V74H154ZM162 76H163L162 79L158 80V81L162 80L161 82H157V83L153 84L154 86L157 87V88L155 87L156 89H159V86H161V85L163 86V84H164V87H165L166 84L168 85V82L170 84L168 86H172V84H173V83H171L172 81H169L168 79L166 80L164 78V75H162ZM177 77H178V79H177ZM227 77H228V80H226ZM146 78H147L148 81L146 80ZM47 79H48V81L46 82ZM163 79L167 83L164 82ZM190 79H186V81L184 80V82L185 83L188 82L189 84L191 83L190 84L191 86H189V88L193 91V94L191 95V93H189L190 94L189 95V94H187L188 92L186 93V91L180 92V94L178 95L180 97V98L178 97V100H179L178 108L179 109L182 108L181 110L187 111V108L189 107V110L191 109L189 112H193V111L195 112L196 111V113H198V112L201 111L200 110L201 108H200V105H197V104L198 103L200 104V103L203 102L202 101V96L200 98L201 94L198 95L197 93L199 91H197V89L195 90V88L199 87V83H198V85L197 84L195 85V83L198 80L194 79V81H196V82L193 81L194 82V86H195V88L193 90L194 86H192L193 82L191 81L193 79H191V80ZM236 79H238V80H236ZM23 80L25 82H23ZM49 80H51V83H50ZM144 80H145L146 83L144 82ZM139 81H140V83H139ZM219 81H220V83H219ZM224 81H225V83H224ZM229 83L231 85H229ZM17 84L20 87H18ZM45 86H47V88ZM148 86H150L151 88L150 87L148 88ZM219 86H221L220 89H219ZM216 88H218V89H216ZM232 88H234L233 89L234 91L233 90L231 91ZM44 89L45 90L47 89L46 92H45ZM198 89L200 90V88H198ZM221 89H224V90H221ZM235 89L237 90L236 92L238 94H236ZM226 90L228 92H226ZM50 91H52L51 92V94L53 93L52 95H50ZM43 92H44V94H43ZM59 92H61V93H59ZM195 93H196L197 99L199 97L202 102L201 101L198 102L199 100L197 101V99H195L196 98L195 97ZM181 94H182V96H181ZM49 95L52 96V98H54V99L50 98ZM238 95L239 96L241 95V96L238 97ZM57 96H59V97H57ZM183 96H186V97L183 98ZM39 97H40V99H39ZM44 98H46V100ZM49 98H50V101H49ZM60 98L63 99V100H61ZM189 98H190V100H189ZM237 98L238 99L241 98V99L238 101ZM3 99H5V100H3ZM7 99H9V100L6 101ZM27 99H29L31 102L29 100H27ZM184 99H187V100H184ZM192 99H194L193 100L194 102L192 101ZM23 101H26L25 104H24ZM27 101L30 102L31 105H29V103L27 104ZM51 101L53 103H51ZM188 101H190V103L187 105ZM38 102L40 104H38ZM184 102H186V103H184ZM181 103H182V105H180ZM183 104H185L186 107ZM32 105H33V107H32ZM179 105L181 107H179ZM191 105H193V106H191ZM195 105H197V106H195ZM246 105H249V106L251 105V107L253 106L252 107L253 109H254V106L256 105L255 109L257 108V111L255 109L253 110L251 107H248ZM45 106H47V107H45ZM52 107L54 109H52ZM176 107H177V104H176ZM196 107H197L198 111H197ZM258 107H259V109H258ZM193 108H195V109H193ZM66 109H67V111H66ZM53 110H56V111H53ZM61 111L63 112V115H64L63 117H65V116L68 117L65 121L63 120V117L61 115V113H62ZM235 111H233V112H235ZM57 112H60V114L57 113ZM67 112H69L68 113L69 115H66ZM240 112H242V113H240ZM256 113H257V115H256ZM14 117L16 119H14ZM62 122H63V124H62ZM24 123L28 124L27 127L23 126V125H25ZM42 124H43V126H42ZM20 125H21V127H20ZM64 125H66L64 127L65 129L64 128L61 129V127H63ZM31 126L34 127V128H32ZM262 126L264 127V125H262ZM82 127L79 126V128L77 130H75V132H77L78 135H79L78 137H81V133H80V131L78 132V130L79 129L81 130ZM47 128L49 130H47ZM262 128H261V131L263 132L264 128L263 129ZM44 129H45L44 134L46 133L45 135L43 134V130ZM57 130H59L58 131L59 133L57 132ZM68 130H69V128L66 131H68ZM70 131H71V129H70ZM50 132L52 134H55V135H56V133L60 134V135H56V136L53 135L52 136V134ZM99 132L101 134L102 131L101 130L97 131L95 136H93V135L91 136L90 140H93V141H89V143L94 142V140H99V138L100 139L103 138L102 137L103 134H101L99 136V138H97L98 135H99V134L97 135V133H99ZM66 133L67 132L64 131L63 135H67L68 134V135H71V137H73V138H77V135H76L77 133L74 134V131H72V134L69 131H68L67 134ZM41 134H43L44 136H42ZM48 134H49V136H48ZM73 135H76V137H74ZM47 137H49V139ZM46 139L49 140V141H45ZM50 141H51V143H50ZM56 142H58L60 146L59 145L57 146L58 143H56ZM21 146H24V147H22V149H21ZM17 148H18V150H17ZM109 148H110V151H109ZM119 148L121 149L120 151H119ZM98 149H100V150H98ZM123 149H124V151H127V152H124ZM129 149L131 150V152L133 154L130 151H128ZM50 150H51V152H53V155H54V152H56L57 155H55V156L51 155L49 153ZM64 150L66 152L67 151L68 152L65 153ZM106 150L108 151V153L106 152ZM134 150L136 152V155H135ZM103 151L106 154L103 153ZM117 151H119V152H117ZM137 151L139 153H137ZM184 151H185L184 154L186 156L184 154H182V152H184ZM96 153H97V155H96ZM109 153H111L113 155H111ZM180 153L183 155L182 156L183 158L181 156H179ZM27 154H28V156H27ZM89 154H90V156H89ZM138 154H140V155H138ZM144 154H146V155H144ZM45 155L48 156L47 158L49 160H47ZM137 155H138V157H137ZM42 156H43V159L41 158ZM102 156L104 157V159L101 160ZM140 156H142L141 157L142 159L140 158ZM144 156H145V158H144ZM148 157H150V158L148 159ZM166 157L168 159H166ZM171 157H172V159H171ZM51 159H53V160H51ZM88 159H89V161H88ZM105 159H107V160H105ZM151 159H152V161H150ZM43 160H45V161L47 160L46 161L47 164ZM97 160L98 161L100 160L99 162H101V163H99V162L95 163ZM126 160H129V161L126 162ZM102 161H103V163H102ZM120 161H121V163H120ZM140 161H142L141 164H143L144 166L140 164ZM146 161H147V163H146L147 165L145 164ZM82 162H83V164H82ZM104 162H106L107 164L109 163L108 165L106 163L105 164L108 166V171L110 173L107 171V169H105V168H107V166L104 164ZM122 162H126L127 164L126 163H122ZM151 162H152V164H151ZM49 163H50V165H49ZM86 163H91V165L90 164H86ZM103 164H104V166H102ZM87 165H89V166L87 167ZM97 165H100L99 167H101V168L99 170L96 168L97 171L94 172L95 169L93 167H96ZM145 165L147 166L148 171H150L149 169H151L152 173L148 172V171L146 173V171H144V170H147V169H143V167L145 168ZM148 165H150V166H148ZM47 166H49V167H47ZM151 166H153V168H151ZM102 167H104V169L107 171V174H106V171L103 170ZM153 169L157 170V173H158V174L156 173L157 177L160 176V178L158 177L159 179L158 178L157 179L161 180V181L165 179L166 182H164L165 180L163 182L166 183V185H169L168 187L170 189L168 188V193H166L167 196H164V198L163 197H159L158 195H156L145 184L146 180L148 181L151 176L156 178V175H155L156 171H153ZM140 170H142V172H145V173H142V172L140 173ZM179 170H181V171H179ZM102 172H103V174H102ZM111 172H113V174H111ZM97 173H98V176H97ZM120 173H121V175H120ZM149 173H151L152 175L149 174ZM161 173H163V174L160 175ZM164 173H167V174L165 175ZM168 173H171V175L170 174L168 175ZM142 174H143V177H142ZM148 174L151 175V176H149ZM95 175H96L97 178L95 177ZM103 175H104V179H103V177H101ZM179 175H181L182 178L179 177ZM148 176H149V179H148ZM105 177H107V178H105ZM113 177H114V179L110 181V179H112ZM122 177L124 179H122ZM133 177H134V179H133ZM145 177H147V178H145ZM167 177L168 178L172 177V178L168 180ZM183 177H185V178H183ZM118 178H120L121 181ZM144 178H145V181H144L145 183L143 182ZM100 179H102V180H100ZM104 180L106 182L108 181V183L104 182ZM181 180L184 181V183H182ZM91 181H93V182L96 181L97 184L96 183L93 184V182H91ZM99 181H103V182H99ZM50 182H51V184H50ZM168 182L170 184H167ZM193 182H195L196 185H194ZM52 183H54V185ZM180 183L182 185H180ZM229 183H230V186H231V184H233V185L231 187L227 186ZM51 185H53V188H52ZM183 186H185V188ZM186 186H187V188H186ZM195 186H197V187L199 186V188H196ZM233 186H235V188H233ZM50 187L52 188L51 190H50ZM63 187H65L67 189H65ZM175 187H176V189H174ZM182 187H183V189H182ZM126 188H128L127 191H126ZM88 189H89L90 194L87 192ZM185 189H186V191H185ZM232 189H234V190H232ZM49 190H50V192H49ZM173 190L174 191L176 190L177 192L176 191L174 192ZM55 191H56V193H55ZM71 191H73V192H71ZM91 191H93V192H91ZM232 191H234V193ZM248 192L251 194V195L250 194L249 195L251 196L252 199L250 198L249 195H248L249 196L248 198L245 195ZM256 192L260 193V194H256ZM54 193H55L56 196L54 195ZM175 193L177 194V197L179 198L180 202L178 201L177 197H174V195L176 196ZM183 193H185V194H183ZM240 193H242V194H240ZM3 194H5L4 198H3ZM46 194H48L47 195L48 197L46 196ZM181 194L184 196V197L182 196V198H184V199L181 198V196H180ZM218 194H221V192L218 193ZM238 194H239V196H238V198H236ZM74 195H75V197H74ZM78 195H80V196L78 197ZM172 195H173V197H172ZM233 195L236 196V197H234ZM9 196L11 197V200L9 199ZM168 196H170V199H171V197L174 199V200L173 199L170 200V201L173 200L171 202L173 206L171 205L170 201L168 200V198H169ZM231 196L234 197V198H232ZM240 196H241V198H239ZM256 196H258V197L256 198ZM76 197H78V198H76ZM90 197L93 198L94 201H92V202H94V204L101 205L102 202H103V205H105L103 208H105L106 210L104 212H102L101 213L102 215L100 214L99 217L92 218L91 215L89 214L90 211H91V207L94 205L91 202L92 199ZM230 197L232 198L233 202L231 200H229V199H231ZM12 198L14 199L13 201H12ZM84 198H85V200H84ZM101 198H102L103 201L101 200ZM134 198H138V199H134ZM253 198L256 199V200L254 201ZM259 198H260V200H259ZM15 199H17L18 203H17V201ZM66 200L67 201L69 200L67 202V204H66ZM161 200L163 202L165 201L166 203H163ZM248 200H251L252 203L250 201H248ZM191 201H193V204H192ZM227 201L229 202V204L227 203ZM253 201L254 202L257 201V203H254ZM89 202H90V205L88 204ZM7 203H9L10 205L7 204ZM186 204H188V205H186ZM190 204L192 205V207H194L193 210H192V207L191 208L188 207V206H190ZM197 204L199 205V202ZM5 205H7V206L5 207ZM67 205L69 207H67ZM177 205H179V207H177ZM3 207H4L5 210L3 209ZM180 207L182 208L181 210H180ZM189 208L191 210H189ZM178 211H181V212H178ZM222 211H225V212H223L224 214H226L228 212L230 217L229 216L226 217L227 216V214H226L225 218H224V215H223ZM47 212H49V213H47ZM184 212H186V216H185ZM103 214L105 216H103ZM102 216L104 218H102ZM220 216L223 217V221H224V219L226 220L225 221L226 224L222 221V218ZM50 217L52 218V220L50 219ZM100 217L102 218V220H100ZM184 218H186V219H184ZM0 219H1V216H0ZM94 219H97V220H95V222H93ZM195 219H196V221H195ZM227 219H228V221H227ZM89 220H93V221H89ZM186 220H188L187 222H189V224L191 223V227L190 228L187 226L189 224L186 222ZM192 224H193V226H192ZM196 224L198 226L197 229L194 228V227H196ZM181 225H183V226H181ZM224 225H225V227L223 229L221 226H224ZM263 225H264V223H263ZM201 226H203V227L200 228ZM1 227H3V228H1ZM6 228H7V230H6ZM198 228H200L201 230L203 229V230L200 231V229H198ZM183 229H185V230H183ZM190 229L191 230L195 229V230H198L200 232H197V231L195 232V230H193L192 231L193 233H192ZM217 229H220L222 231L220 232L218 230L219 231L218 232ZM153 232H154V234H153ZM204 232H209V233L206 234ZM150 233H151V235H149ZM196 233L197 234L199 233L197 235L198 237H195L194 239H192L193 238L192 236H196V235H194ZM201 233L203 234L202 237H200ZM229 234H230V236H229ZM189 235H191V236H189ZM18 236L20 237L19 240H18V238H19ZM22 236H25V237H22ZM155 237L158 240H156ZM256 237L258 239L257 241H256ZM24 239H25V241H24ZM26 239L28 240V243H26L27 242ZM151 239L152 240L155 239V240L152 241ZM253 240H255V241H253ZM95 241H97V246H96V242ZM101 241H102V245L98 246V243H101ZM125 241H126V243H125ZM188 241H193V242H188ZM258 241H260V242H258ZM11 242H14V243L12 244ZM128 243H130V244L128 245ZM258 243H259V245H258ZM170 244L174 245L175 248L174 247H169V246H171ZM8 245H10L9 248H8ZM27 245H29L30 247L27 246ZM86 246H87L88 249L86 248ZM92 246L94 248H92ZM260 247L261 248L263 247V248L261 249ZM26 248H27V250H26ZM90 248H92V249H90ZM127 248L132 253V255H131L132 259L130 258V256H128ZM18 249L19 250L22 249V251L24 249V251H23L24 254H23V252L19 251ZM258 249H259V251H258ZM1 250H2V247L0 248V251ZM18 251H19V254L21 252V257H18L19 256ZM177 251H178V247H177L176 252ZM25 252L26 253L29 252L28 253V257H29V255L31 253L33 255L31 254L29 258L27 257V259H28L27 260L23 256V255L27 256L25 254ZM15 253H17L18 256ZM262 253L264 254V251ZM262 253H260V254H262ZM169 254H172V255H169ZM6 255L8 257H5ZM16 256L18 257V259L15 258ZM123 257H124V259H123ZM5 258H7L8 261H6ZM98 260L99 259L97 258L95 262L89 263V264H97V263L98 264H108V263L110 264V262L108 260L106 261V259H104V258L100 259L102 262L98 261Z\"/></svg>",
    "mask_w": 264,
    "mask_h": 264
}]
</instances>
